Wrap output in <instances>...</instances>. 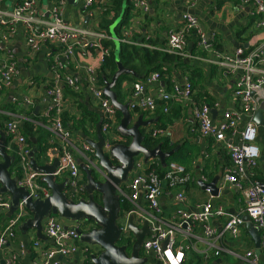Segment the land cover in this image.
Returning a JSON list of instances; mask_svg holds the SVG:
<instances>
[{"label":"built area","instance_id":"obj_1","mask_svg":"<svg viewBox=\"0 0 264 264\" xmlns=\"http://www.w3.org/2000/svg\"><path fill=\"white\" fill-rule=\"evenodd\" d=\"M0 0V91L8 88L18 73V63L8 50L3 51L1 42L8 34L20 31L22 40L27 48V56L32 57L45 44L55 45L57 52H50V71L52 79L46 87L48 102L40 113L41 117L50 121V132L62 145L57 150L58 166L54 176L58 178L66 174L68 185L64 194L78 201L84 194L80 165L72 151L71 131L63 123V90L68 86L78 91L80 79L76 75L64 73L66 63L73 59L75 53L80 52L85 56L95 50L97 54L90 62L84 65L85 82L92 97L98 103L102 111L100 132L104 140L103 150L106 152L117 141L112 136V130L117 127L119 117L117 109L111 103L109 97L103 92V86L98 79V70L108 57L111 46L104 42L112 39L101 30H91L75 26L62 18V2L56 1L49 8V16L37 15L39 0H20L12 6H2ZM84 8L89 10L95 4L103 5L104 8L112 0H78ZM197 0H188L185 12L181 15V24L167 33L162 51L175 54L184 60L195 58L186 51L188 35L196 34V43L203 50H211L210 39L198 18L189 10L194 7ZM248 5L251 14L255 17L256 25L264 26V0H242ZM134 11L147 14L150 10L146 0H132ZM122 41L132 45L134 40L126 34ZM149 47L148 44H144ZM216 59H209L215 64L222 75L234 76L233 97L238 101L237 109H227L223 118L213 122L210 115V107L205 103H196L192 97V82L189 72L179 82L172 81L169 90L158 88L155 96L143 93V82H135L129 94L128 108L131 111L156 113L160 108L168 113L172 103L191 102L192 115L195 121V129L199 135L210 137L215 143L223 142L227 136H236L237 142H229L225 145L228 151L231 165L223 170L222 183L232 184L235 189L241 191L244 205L239 213L226 216L222 205L214 206L210 202L198 203L194 210L184 208L186 201L184 193L185 185L193 180V176L186 171L183 165L168 161L164 168L160 169V160L157 156L144 159L142 154L134 157L133 166L126 181L117 188L120 199V212L117 225L120 238L132 236L131 242L135 241V235L129 228V219L133 224L140 227L144 222L148 225L146 234L141 243L140 251L146 257L144 264H186L189 255L197 249V243L204 241L206 250L202 251L204 257H208L209 251L218 256L222 250L219 241L229 235L235 238L240 233V227L244 224L243 216L250 218L253 226L259 230L260 249L264 250V188L254 183L251 177L257 167L260 157V147L257 143L258 125L254 115L260 103L264 100V39L253 48L245 51L239 47L231 55H219L213 52ZM163 70V69H162ZM160 78L158 71L146 76L145 82L150 83ZM25 103L30 105L31 99ZM24 117L16 114L9 116L4 123L5 136L8 141L5 150L14 154L17 165L20 168V176L17 178V186H23L29 195L43 199L50 194V190L42 183V174L35 172L30 162L31 148L21 131V123ZM242 123L241 130L237 125ZM262 128L264 132V111ZM167 130L157 128L150 131L151 138L164 137ZM86 153L94 154V149L88 144H82L81 154L85 160H90ZM161 172V173H160ZM204 181V178L201 177ZM164 186L173 190L174 205L171 221L167 222L161 216L160 197L164 192ZM208 192L209 190L206 189ZM127 204L126 209L122 205ZM10 197H0V210L9 211ZM226 216L224 224L214 227L211 219ZM30 217L22 201H19L16 210L7 218L4 227L0 230V247L8 242L10 237L15 236V230L22 222ZM58 214H49L43 219L42 232L52 241L51 246H42L39 240H32L34 248H40V260L36 264H68L58 259L59 256H71L77 254L76 264H92L90 258L97 256L102 251L101 246L90 244L79 239L76 228L88 231L95 226L92 221L81 220L69 225ZM24 251V245L19 244ZM131 248V247H130ZM241 264H258V254L253 249L247 250L241 257ZM4 264H16L15 255L11 254L4 260Z\"/></svg>","mask_w":264,"mask_h":264},{"label":"crops","instance_id":"obj_2","mask_svg":"<svg viewBox=\"0 0 264 264\" xmlns=\"http://www.w3.org/2000/svg\"><path fill=\"white\" fill-rule=\"evenodd\" d=\"M19 1L20 0H3L2 6L9 7ZM56 1L58 0H39L37 15L48 17V10ZM146 1L150 8L149 17H146L145 14L141 12L134 11L132 6L128 12V18L125 20V23L118 26V36L113 33L114 28L118 24L111 27L114 21L110 24L109 34L111 37L121 39V41L112 39L113 41L115 40V43L121 42L122 44H126L122 39L126 34H129L134 40L133 46L140 48L146 47L144 44H148V48L164 52L161 48H163L166 41L167 33L176 29L181 24V15L187 8L188 0ZM110 4H108V6H110ZM61 9L62 18L65 21L75 26L95 31L101 30L106 32L101 28V22L103 19L108 20L114 15V11L110 10L106 16L104 14V6L100 4H95L91 9L87 10L84 8L82 2L78 0H63ZM189 10L198 18L206 33L211 35L212 38L210 39V43L212 45V51L199 48L196 43V34L192 32L188 35L185 49L193 54L195 58L190 60L181 58L187 64L185 67H180L179 65L168 62L167 64L163 63L160 70L163 69V71L166 72L160 75L157 81L150 83L145 82L142 76H137L132 69L124 67L130 71L128 73H123L126 74V76L121 80L119 87L122 101L117 100L121 103L128 102L132 84L135 82H143L144 94L155 96L158 88L169 90L172 81L176 80L180 82L185 76V71L190 74V69L193 100L196 103L204 102L209 105L213 122H218L223 118L225 110L237 109L238 107V101L233 97L234 76L222 75L218 67L208 60L216 59L213 52H218L217 54L219 55H231L239 47H242L245 51L253 48L264 39V26L259 27L256 25L255 17L251 14L248 5H245L242 0H197L194 7ZM121 17L122 14L119 15V21ZM1 45L3 51L8 50L11 52L19 68L10 86L0 91V106L6 104L7 106L15 105V107H12L14 111L0 108V113H3L4 116L8 118L12 114L20 115L24 117V120L27 119L36 124L38 133L48 138L49 143H53V146L48 151L45 158L38 161L34 154L33 156L39 164L50 163L53 158L57 157V150L58 147H61L62 142L56 138L50 132L49 127L43 123L40 113L48 102L46 87L52 79L48 53L57 52L59 48L55 45L45 44L38 52L32 55V57H28L27 48L19 30H16V32L12 34H8L7 38L1 42ZM96 54L97 52L95 50L90 51V53L85 56L77 52L74 54L73 59L66 63L64 69V73L76 75L80 79V88L78 91L72 90L71 88H64L63 90V123L71 131L72 151L80 165V173L83 178L82 184L85 183V174L82 170V166L94 169L96 159L94 158V154L86 153V156L90 158V160H85L81 154V146L82 144L91 146L89 142H96L97 129L100 127L102 118V111L88 90L84 74V65L86 63L88 64ZM100 69L101 67L98 70L99 74ZM26 99H31L33 103L30 105L26 104ZM36 106L40 108L37 110V113L34 114ZM130 113L133 120H136L138 117H141L143 120H150L149 125L143 133L146 137H149V133L153 129H166V136L155 139L160 141L167 139L171 145V150L175 152V156L181 155L186 162L185 165L182 163L179 164L183 165L186 171L193 176V180L189 181L184 187L186 196V201L183 205L184 208L194 210L196 204L210 202L214 206L222 205L226 211V216L240 212V209L244 205L241 191L235 189L230 183H222L223 170L226 166L231 165L225 145L229 142L236 143V136H227L223 142L215 143L212 138L199 135L195 129L191 102H174L171 104L168 113L162 112L160 108L154 114L132 110ZM170 114L173 115L170 123L163 125L162 122L164 121V117ZM36 116L39 118L37 119ZM35 117L36 119H34ZM0 123L3 126L0 128V136L2 134L5 136V121L3 118H0ZM241 128L242 123L240 122L237 125V130L239 131ZM48 132L52 135L48 136ZM112 136L117 140L115 143H128V140L118 133L117 127L112 130ZM32 141H35V139L32 138ZM257 143L261 153L251 180L259 184L264 183V132L262 126L258 128ZM168 161H172V159ZM168 161H165V163ZM218 174V194L216 196H212L210 192L206 189H202L197 183L198 180L203 181L201 177L204 178V183H208ZM11 175L14 176V173ZM65 178H67L66 174H62L57 180L62 181ZM173 192V190L164 186V192L160 197L161 214L159 216L167 222L171 221L170 217L175 207ZM84 195L85 192L83 196ZM1 196L7 198L9 195L0 194V197ZM10 215V211L0 210V230L4 227ZM226 216H214L211 219L212 225L220 228L224 224ZM64 219L63 222L69 225L77 223V221L74 220ZM259 233L258 230V234ZM41 234L44 237L42 239L38 237L36 229L29 228L27 230H22L20 226H18L15 230V236L10 237L8 242L0 247V260H5L11 254H14L16 264H36L40 260V248H34L32 246V240H39L41 242L40 244L44 247L52 245V241L47 239L43 232ZM20 243L24 245V251L19 248ZM219 245L222 250L218 256H214V254H212L213 251L207 250L210 252L209 256L204 257L202 251L206 250V243L204 241L197 243L196 246L198 251L193 252V256H191V253L185 263L241 264L242 255L247 250L253 249L255 253L258 254V264H264V250L255 246L254 239L245 221L240 227V233L237 237L232 238L229 235H225L219 241ZM140 254L142 256L141 251ZM198 254L200 256L202 254L203 257H198ZM57 257L59 260L67 262L68 264H76L78 259L77 254L71 256L58 255ZM143 258L146 259V257Z\"/></svg>","mask_w":264,"mask_h":264},{"label":"water","instance_id":"obj_3","mask_svg":"<svg viewBox=\"0 0 264 264\" xmlns=\"http://www.w3.org/2000/svg\"><path fill=\"white\" fill-rule=\"evenodd\" d=\"M72 1V0H69ZM119 21V16L114 20L111 27ZM112 29V28H111ZM130 70L123 67L118 62L117 70L113 73L111 80L103 86L104 94L109 97L113 106L121 113L117 126L118 133L128 140V143H115L108 151L103 150L104 140L100 133V127L97 129L96 142H89L94 149V158L96 163L94 169L82 166L85 174V183L83 189L85 195L78 201L68 198L64 190L68 185V179L58 181L54 172L58 166V158L55 157L50 163L39 164L30 152V162L35 172L41 173L42 181L50 190L49 196L40 199L32 198L25 187L17 186L15 176H12L9 167L14 157L5 150V136H0V194L10 196V213L16 210L19 201H22L26 209L30 212V217L26 218L20 228L27 230L34 228L39 238L42 236L43 219L49 214H58L61 217L74 221H92L95 226L88 231H82L76 228V232L81 241L97 244L101 246L102 251L99 255H92L90 261L92 264H144L146 259L140 254L141 243L146 234H148V225L146 222L138 227L129 219V228L135 235V241L130 250L126 244H119L120 232L117 225V219L120 212V199L117 194L118 186L127 180L129 172L132 169L134 157L142 154L144 159L157 156L160 162L165 165L167 158L174 152H164L160 145L148 148L143 144L145 135L143 134L150 120H143L133 117L128 108V102L121 103L116 98V93L112 89L118 77ZM39 106L34 109V114L39 110ZM264 101L260 103L258 110L254 115L255 123L262 126L263 123ZM219 174L215 175L210 182L204 183L198 180L202 189H208L212 196L218 194L217 181ZM264 188V183H259ZM243 219L248 227L255 246L259 247L260 235L258 230L252 225L250 218L246 215ZM4 264V260H0Z\"/></svg>","mask_w":264,"mask_h":264},{"label":"trees","instance_id":"obj_4","mask_svg":"<svg viewBox=\"0 0 264 264\" xmlns=\"http://www.w3.org/2000/svg\"><path fill=\"white\" fill-rule=\"evenodd\" d=\"M131 0H113V2L110 4V6H106L104 10V14L107 16V14L110 12V10L114 11V15L106 20L103 19L101 22V28L107 32V34L110 33V24L120 15L122 14L121 20L117 23L118 25L114 28L113 33L118 36V26L125 23V20L128 18V12L132 8L131 5ZM146 17H149V12L145 14ZM110 35V34H109ZM113 36V35H112ZM105 45H110L111 46V51L108 55V57L105 59L104 64L101 66L100 69V74L98 72V79L100 84L104 85L106 82L111 80V77L113 73L117 70V63L120 62L123 67H128L129 69H132L134 73L140 77L142 76L143 79L149 73L152 71H158L160 75L164 74L166 71L160 70L161 66L164 64L168 63H173L175 65H179L180 67H185L187 64L182 60L179 56L175 54H169L166 52H161L160 50L157 49H150L148 47H135L133 45H127V44H122L120 43H115V40H110L104 42ZM166 61V62H165ZM188 70V69H187ZM190 71V79H191V70ZM126 74H121L115 85L113 86V90L116 92L117 99L119 101H122L120 97V82L125 77ZM66 89H70L68 86H64ZM193 90V88H192ZM205 101V100H204ZM9 103V102H7ZM204 103V102H201ZM15 107V105L7 106L3 105L0 106L1 109L4 110H9V111H14L12 107ZM30 112V110H29ZM32 113V111H31ZM29 113V114H31ZM117 115L118 117L121 116V113L117 110ZM37 119L39 118L36 116ZM36 117L34 119H36ZM173 115H166L164 117V121L162 122L163 125L166 123H170ZM0 118H3L4 121L9 119L7 116H4V114L0 113ZM41 120L43 121L44 124L50 125V121L48 118L41 117ZM3 126L0 123V128ZM21 131L25 135L26 140L31 148V151H33L34 156L36 159L39 161L42 158H45L47 156L48 151L51 149L53 146V143H49L48 138L45 136L41 135L38 133V128L36 124L33 122L27 120V119H22L21 123ZM52 135L50 132H48V136ZM32 138L35 139V141H32ZM6 142L8 141V137L5 136ZM155 138L146 137L143 140V144L148 147V148H153L156 145H160V148L162 151H170L171 150V145L169 144L167 139L164 140H158ZM60 147H58V150ZM9 152V151H8ZM14 159L9 167L10 174L14 173V176H20V168H18L17 165V158L14 156V154L10 153ZM175 156V152H173L166 161L171 160ZM160 168H164L163 164L160 162ZM161 173V172H160ZM43 184H45L42 181ZM127 204L122 205V209H126Z\"/></svg>","mask_w":264,"mask_h":264},{"label":"rangeland","instance_id":"obj_5","mask_svg":"<svg viewBox=\"0 0 264 264\" xmlns=\"http://www.w3.org/2000/svg\"><path fill=\"white\" fill-rule=\"evenodd\" d=\"M172 161H174V162H177V163H182V164H186V162L184 161V159L182 158V156L181 155H178V156H174L173 158H172ZM118 221V220H117ZM131 239H132V236L130 235V236H123L122 238H120V240L118 241V243L119 244H125V243H127V242H131ZM130 247H131V244L129 243V246H128V250H130ZM194 254L192 253L191 254V256H193ZM200 255L198 254V257H199ZM200 257H203V255L201 254V256ZM195 262V261H194ZM199 264H202V262H200Z\"/></svg>","mask_w":264,"mask_h":264}]
</instances>
